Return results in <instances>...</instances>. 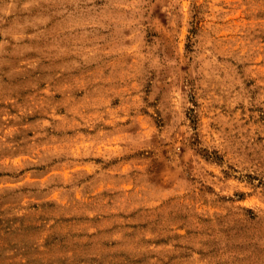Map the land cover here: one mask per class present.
Masks as SVG:
<instances>
[{
    "label": "rangeland",
    "instance_id": "374dc122",
    "mask_svg": "<svg viewBox=\"0 0 264 264\" xmlns=\"http://www.w3.org/2000/svg\"><path fill=\"white\" fill-rule=\"evenodd\" d=\"M0 264H264V0H0Z\"/></svg>",
    "mask_w": 264,
    "mask_h": 264
}]
</instances>
